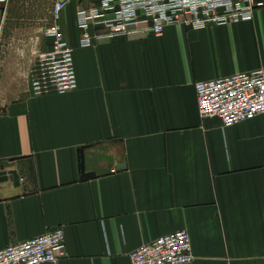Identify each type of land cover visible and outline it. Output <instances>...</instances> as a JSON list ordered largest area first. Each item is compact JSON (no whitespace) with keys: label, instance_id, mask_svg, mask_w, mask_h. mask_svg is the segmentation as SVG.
<instances>
[{"label":"crops","instance_id":"crops-1","mask_svg":"<svg viewBox=\"0 0 264 264\" xmlns=\"http://www.w3.org/2000/svg\"><path fill=\"white\" fill-rule=\"evenodd\" d=\"M78 6L59 18L74 89L30 93L27 70L49 45H0V247L62 225L66 255L45 264H130L140 244L185 228L186 264H264V113L222 126L199 115L194 88L264 65V5L92 45L79 43Z\"/></svg>","mask_w":264,"mask_h":264},{"label":"built area","instance_id":"built-area-1","mask_svg":"<svg viewBox=\"0 0 264 264\" xmlns=\"http://www.w3.org/2000/svg\"><path fill=\"white\" fill-rule=\"evenodd\" d=\"M10 0H0V44L4 15ZM69 0H54L51 22L44 33L51 45L38 54L29 71L33 94L63 92L77 86L72 47L59 22ZM264 0H79L75 24L79 43L92 45L95 38L117 35L159 34L178 24L203 28L253 17ZM199 115H216L222 126L264 113V65L194 82ZM23 176L21 177V179ZM66 255L62 225L0 247V264L56 263ZM130 264H186L192 261L187 229L160 234L129 252Z\"/></svg>","mask_w":264,"mask_h":264},{"label":"rangeland","instance_id":"rangeland-1","mask_svg":"<svg viewBox=\"0 0 264 264\" xmlns=\"http://www.w3.org/2000/svg\"><path fill=\"white\" fill-rule=\"evenodd\" d=\"M11 1L12 0L9 1L6 10H8ZM50 5L51 0H39V2L33 0H18L17 4H15V9L13 8L12 11L15 16L17 15V18L9 22L5 20L0 45H51L49 37L44 33L45 28L51 22L49 13ZM14 22H18L20 26L23 25L29 28V30H27L28 32L13 31V26L17 25ZM37 57L38 56H36V58ZM35 63L36 59L33 60L31 66L27 70L24 81L25 89H29V71L35 67Z\"/></svg>","mask_w":264,"mask_h":264},{"label":"water","instance_id":"water-1","mask_svg":"<svg viewBox=\"0 0 264 264\" xmlns=\"http://www.w3.org/2000/svg\"><path fill=\"white\" fill-rule=\"evenodd\" d=\"M83 147L80 149V151H79V167H80V170H81V174L83 175V174H88V173H86V171L84 170V152H83ZM18 158H20V156L19 157H10V160H15V159H18ZM124 165H123V163H120V164H118L117 165V168H119V167H123Z\"/></svg>","mask_w":264,"mask_h":264}]
</instances>
